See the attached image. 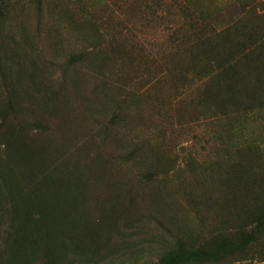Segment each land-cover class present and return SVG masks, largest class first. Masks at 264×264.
<instances>
[{"label":"rangeland","instance_id":"1","mask_svg":"<svg viewBox=\"0 0 264 264\" xmlns=\"http://www.w3.org/2000/svg\"><path fill=\"white\" fill-rule=\"evenodd\" d=\"M189 3L211 30L264 34V0ZM115 18L106 0H0V264L177 251L201 254L183 264H264V71L235 113L215 88L201 96L211 69L173 57V12L168 25L131 15L113 55Z\"/></svg>","mask_w":264,"mask_h":264},{"label":"trees","instance_id":"2","mask_svg":"<svg viewBox=\"0 0 264 264\" xmlns=\"http://www.w3.org/2000/svg\"><path fill=\"white\" fill-rule=\"evenodd\" d=\"M106 2L116 14V18L104 32L107 45L113 55L115 52L121 53L124 50L126 37L131 35L128 27L124 29V25L131 15H137L139 19L149 24L168 25L166 18L173 12L175 19L180 23L177 24V27H169L164 30L167 34L169 33L167 39L175 44L173 57L188 65L198 61L201 67L197 74L201 72L206 74V68L202 65L211 69V74H214L210 78L208 77L209 79L205 75L208 85H203L201 96L209 99L215 88L216 92L213 97L218 105L234 107L236 108L235 113L240 109L250 110L249 104L255 100V94L250 93L251 88L253 83H258V79L253 81L249 72L253 68L264 71V61H258V57L264 58V34L260 35L257 27L246 30V27L242 26V29L238 31L228 26L219 30H211L203 25L200 14L194 15L189 0H106ZM134 46H136L134 49L139 48L138 45L134 44ZM183 70L184 68L180 71ZM144 71L148 72L147 69ZM239 71L244 72L242 83L234 81V76ZM217 78L215 85L209 84ZM161 80L157 78L155 84ZM218 82L221 86L216 84ZM255 225L257 234V230L264 227V214L258 218ZM241 239L237 244L238 248L252 243L256 239L255 232ZM193 256H201V254L177 251L159 258L156 264H183L191 262Z\"/></svg>","mask_w":264,"mask_h":264}]
</instances>
